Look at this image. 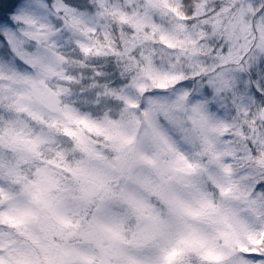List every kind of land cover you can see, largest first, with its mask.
Masks as SVG:
<instances>
[{
	"label": "snow or ice",
	"instance_id": "snow-or-ice-1",
	"mask_svg": "<svg viewBox=\"0 0 264 264\" xmlns=\"http://www.w3.org/2000/svg\"><path fill=\"white\" fill-rule=\"evenodd\" d=\"M0 264H264V0H0Z\"/></svg>",
	"mask_w": 264,
	"mask_h": 264
}]
</instances>
